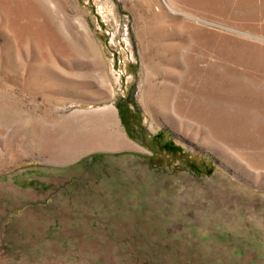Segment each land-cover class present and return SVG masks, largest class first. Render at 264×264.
Here are the masks:
<instances>
[{
    "label": "rangeland",
    "instance_id": "1",
    "mask_svg": "<svg viewBox=\"0 0 264 264\" xmlns=\"http://www.w3.org/2000/svg\"><path fill=\"white\" fill-rule=\"evenodd\" d=\"M0 264H264V0H0Z\"/></svg>",
    "mask_w": 264,
    "mask_h": 264
}]
</instances>
